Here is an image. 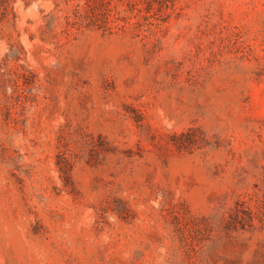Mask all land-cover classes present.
Instances as JSON below:
<instances>
[{"label": "rangeland", "instance_id": "1", "mask_svg": "<svg viewBox=\"0 0 264 264\" xmlns=\"http://www.w3.org/2000/svg\"><path fill=\"white\" fill-rule=\"evenodd\" d=\"M0 264H264V0H0Z\"/></svg>", "mask_w": 264, "mask_h": 264}]
</instances>
